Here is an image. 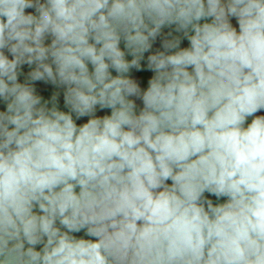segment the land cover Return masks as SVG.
<instances>
[{"label":"clouds","instance_id":"clouds-1","mask_svg":"<svg viewBox=\"0 0 264 264\" xmlns=\"http://www.w3.org/2000/svg\"><path fill=\"white\" fill-rule=\"evenodd\" d=\"M0 264H264V0H0Z\"/></svg>","mask_w":264,"mask_h":264}]
</instances>
